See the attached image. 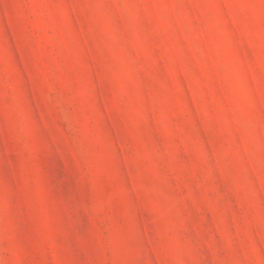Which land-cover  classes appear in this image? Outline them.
<instances>
[{"label":"rangeland","instance_id":"1","mask_svg":"<svg viewBox=\"0 0 264 264\" xmlns=\"http://www.w3.org/2000/svg\"><path fill=\"white\" fill-rule=\"evenodd\" d=\"M0 264H264V0H0Z\"/></svg>","mask_w":264,"mask_h":264}]
</instances>
